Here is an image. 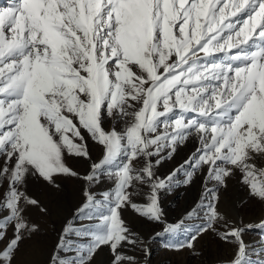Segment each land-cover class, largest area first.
I'll return each instance as SVG.
<instances>
[{
  "label": "snow or ice",
  "instance_id": "obj_1",
  "mask_svg": "<svg viewBox=\"0 0 264 264\" xmlns=\"http://www.w3.org/2000/svg\"><path fill=\"white\" fill-rule=\"evenodd\" d=\"M87 138L101 149L96 161ZM190 139L195 149L184 162L157 175ZM66 155L90 161L89 171L73 170ZM198 173L199 202L166 223L162 192ZM233 176L264 205V0H10L0 7V264H15L40 231L29 210L49 212L28 194L29 180L58 188L62 177L87 186L50 264H94L104 246L112 264H141L127 246L147 264L150 249L126 209L164 224L156 236L190 232L166 247L199 256L195 241L213 232L234 246L225 264H264V219L237 226L218 207ZM105 178L111 187L98 196L91 189ZM191 221L199 223L188 227ZM252 230L258 239L246 242ZM65 248L74 259L60 258Z\"/></svg>",
  "mask_w": 264,
  "mask_h": 264
},
{
  "label": "rangeland",
  "instance_id": "obj_2",
  "mask_svg": "<svg viewBox=\"0 0 264 264\" xmlns=\"http://www.w3.org/2000/svg\"><path fill=\"white\" fill-rule=\"evenodd\" d=\"M9 3L10 0H0V7ZM105 126L106 128L109 127L108 124ZM85 135L87 137L86 133ZM87 142L92 161L98 160L101 155L100 147L90 138H87ZM194 149L195 144L190 139L185 145L177 149L171 159L162 161L156 169L157 175L166 177L173 169L182 164ZM66 162L81 175L89 171L90 161L83 158L66 155ZM58 183L59 187L53 188L42 180H29L26 189L28 194L39 199L47 206L49 212L47 215H42L35 209L29 210V218L40 225V231L26 239L22 244L21 252L16 257L15 264H50V257L58 251L56 245L62 227L68 219L72 218L74 210L82 202L83 190L87 186L82 180L71 177H62ZM203 183V174L198 173L191 184L181 185L171 192H162L160 205L166 223L178 222L199 202L203 192ZM111 184L112 182L105 178L91 190L99 196V194L109 190ZM139 202L146 201L141 198ZM218 207L227 220L234 221L237 226L241 222L245 225L256 224L264 219V205L248 198L246 189L239 182L238 176L230 178L228 188L220 191ZM123 215L131 229L139 233L150 249V255L146 258L147 264H185L186 262L191 264H225L233 258L234 246L222 242L213 232L205 233L195 241V249L201 253L196 256L187 248L177 251L165 246L169 243L185 241L190 232H181L175 237L167 234L156 236L157 232H163L164 224L147 221L131 209H126ZM198 223L199 221H191L188 223V227ZM217 227L223 230V224H219ZM8 235H11V229H9ZM244 239L246 242L258 239L256 230L245 232ZM0 247H3V244H0ZM74 251V249L65 248L60 253V258L70 261L74 259ZM124 251L127 254L137 256L141 264H144L145 257L142 251H134L131 246H127ZM163 257L167 259L161 262L160 259ZM94 264H112V254L107 246L98 251L94 258Z\"/></svg>",
  "mask_w": 264,
  "mask_h": 264
},
{
  "label": "bare ground",
  "instance_id": "obj_3",
  "mask_svg": "<svg viewBox=\"0 0 264 264\" xmlns=\"http://www.w3.org/2000/svg\"><path fill=\"white\" fill-rule=\"evenodd\" d=\"M166 259H167L166 257H163V258L160 259V260H161V262H162V261H164V260H166ZM185 264H191V263L186 262Z\"/></svg>",
  "mask_w": 264,
  "mask_h": 264
}]
</instances>
